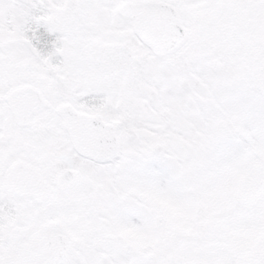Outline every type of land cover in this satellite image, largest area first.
<instances>
[{"label": "snow or ice", "instance_id": "1", "mask_svg": "<svg viewBox=\"0 0 264 264\" xmlns=\"http://www.w3.org/2000/svg\"><path fill=\"white\" fill-rule=\"evenodd\" d=\"M0 264H264V0H0Z\"/></svg>", "mask_w": 264, "mask_h": 264}]
</instances>
